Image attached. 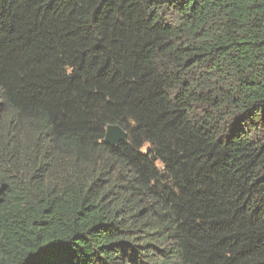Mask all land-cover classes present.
I'll return each mask as SVG.
<instances>
[{
  "label": "trees",
  "instance_id": "trees-1",
  "mask_svg": "<svg viewBox=\"0 0 264 264\" xmlns=\"http://www.w3.org/2000/svg\"><path fill=\"white\" fill-rule=\"evenodd\" d=\"M0 264H264V0H0Z\"/></svg>",
  "mask_w": 264,
  "mask_h": 264
},
{
  "label": "water",
  "instance_id": "water-1",
  "mask_svg": "<svg viewBox=\"0 0 264 264\" xmlns=\"http://www.w3.org/2000/svg\"><path fill=\"white\" fill-rule=\"evenodd\" d=\"M128 133L120 125L109 124L106 128L104 140L112 145L118 144L121 141H126Z\"/></svg>",
  "mask_w": 264,
  "mask_h": 264
}]
</instances>
